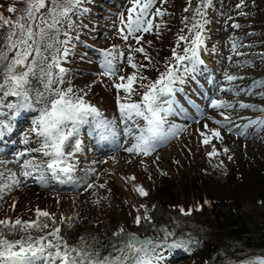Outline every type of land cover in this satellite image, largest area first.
Returning a JSON list of instances; mask_svg holds the SVG:
<instances>
[{
    "label": "rangeland",
    "instance_id": "rangeland-1",
    "mask_svg": "<svg viewBox=\"0 0 264 264\" xmlns=\"http://www.w3.org/2000/svg\"><path fill=\"white\" fill-rule=\"evenodd\" d=\"M10 6L15 7L14 13L8 12ZM26 7L25 0H0V13L12 20L23 15ZM130 7V0H83L79 8L70 14L73 26L69 28L68 22L65 21L59 26L58 34L52 32L53 36L58 35L60 41L66 39L64 32H68L71 38L68 45L53 41L55 47L51 48L48 54L44 52L48 60L40 67L45 68L47 72V64L57 54L56 49H70L67 58L61 60V66L67 70L63 75V83L53 84V90L68 87L83 90L80 94L86 93L85 100L100 109L107 120L114 121L115 131L117 132L119 127L124 131L122 125L136 123L139 128L143 127L145 122L142 119L125 121L121 117L117 106V89L113 86L121 83L120 76L127 77L136 73L137 92L131 96V101H139L145 91L139 85L155 81L166 71L167 65L174 63L173 48L182 54V49L188 46L186 42H179L178 46V37L190 36L189 29L197 21L203 24L204 45L199 52L202 63L190 64V71L183 76V82L177 81L173 93L165 97L170 100L172 109L167 115L165 130L173 125L182 130H179L175 137L157 146L147 159H99L97 154L105 139L91 126H82L79 134L82 141L81 151L71 156L73 161L69 162L75 165V170L89 172L90 183L99 190L101 197L100 203H94L96 201L93 197L87 200H93L90 205L93 214L88 213V221L95 226L92 231L74 240L73 248L92 253V260L97 258L96 253H99L100 259L112 258L119 255L117 249L122 248L128 242L130 234L134 233L138 237L151 238V247H155V255L160 257L154 264H217L215 254L205 253L204 249L200 250L192 243L191 231L185 221L176 217L173 206H166L157 198V184L167 179L172 180L174 186L178 187L177 181L183 175H186L189 181L192 176H197L202 182L200 191L204 200L203 208L197 212H203L205 215V219L199 221L205 222V229H209L211 217L208 215L216 200L227 203L232 200L245 202L247 211L257 216V203L248 199L258 192L254 187L257 183L256 177L261 175L264 179V124L258 123L264 121V111H261L264 109V0H210L207 6L202 4V0H156L150 11L154 13L156 8H161L166 13L153 20L154 24L162 25L159 35L155 29L151 33H140L138 35H142L143 39L139 44L132 37L125 41L118 31L122 27L120 14L123 13L126 17ZM186 8L188 11H185ZM85 9L87 11H84ZM197 9L203 13L202 16L197 15ZM2 29L6 34L8 29ZM233 44L236 45L235 49ZM137 47L145 49L151 63L145 59L144 54L132 51ZM113 49L117 54L116 75H103L102 51ZM119 53L124 55L120 56ZM129 55L133 56V62L137 64L136 69L128 64ZM140 65L145 67H139ZM40 67L36 70L39 71ZM51 71L53 79H56L58 68L53 67ZM141 76L147 79L141 81ZM227 76L237 79L228 81ZM46 84L47 80L43 82L41 93L44 95L31 98L30 107H21L24 103L21 97L0 92V122L7 126L4 134L0 135V173L12 165L22 171V165L26 161H36L37 156L41 154L35 151L40 147V137L33 128L45 103L51 99ZM125 95L123 90H120L119 96L123 98ZM213 100L230 104L232 107H212ZM121 102L130 101L121 99ZM241 104L252 107L242 108ZM118 120L122 125L116 124ZM215 121L221 123L217 124ZM250 121L254 123L244 129L243 126L248 125ZM204 125L208 128L205 129ZM211 129L218 130L222 139L213 136L211 143L205 145L202 143L204 136L201 133L211 136ZM242 131L246 134L240 135ZM106 140L105 147L107 150L111 148L108 150L111 153L114 146L110 140ZM122 141L119 140L118 143L126 144L125 140ZM213 146L219 154L209 157L208 153L212 152ZM224 149L228 151L225 152ZM67 150L71 151V148ZM84 160L86 162H83ZM99 160H104V163L97 165ZM83 163L85 165L80 166ZM231 173L234 174L235 181L238 180V183L234 182V190L227 181ZM36 177L34 174L30 176L29 185L39 183ZM130 177L135 179H129ZM242 178L243 181H239ZM65 182L74 185L72 181L65 179ZM65 182H52L59 186L50 187L51 189L44 191L46 193L37 196L22 197L17 196V191L11 193L5 190L2 199L3 204L8 205L6 210H11L16 201H21V212L11 217L9 212L1 209L4 205L0 199V220L15 221L19 218L22 221H31L39 208L51 213L55 220L53 223L48 219L49 227L43 229V235H46L61 226L62 220L67 219L69 213L70 217H77L82 202L76 200L78 207L67 211L66 204L71 200L68 197L75 193L63 188L67 187ZM22 183L13 185L11 189L21 187ZM137 186H142L148 194L141 196L136 190ZM174 194H178V204L193 205V210L197 209L190 195L184 198L179 196L178 191ZM88 202H84V206L89 209ZM95 204H99L97 209ZM63 207L66 209L63 210ZM153 209H156L157 215H152L151 220L156 225H163V232L133 228L129 232L115 234L124 227V223H135L137 215L143 217ZM3 212L8 214L3 217ZM68 230L72 232V227ZM28 231H21L17 226L15 234L3 233V238L9 241L25 240ZM48 239L52 240L49 236ZM173 244H184L189 250L173 248ZM63 250L61 247V251ZM76 255V252L71 253L73 257ZM261 261H264V254H254L245 255L234 264H260ZM54 264H61V260L56 259ZM84 264L88 262L85 261Z\"/></svg>",
    "mask_w": 264,
    "mask_h": 264
},
{
    "label": "snow or ice",
    "instance_id": "snow-or-ice-1",
    "mask_svg": "<svg viewBox=\"0 0 264 264\" xmlns=\"http://www.w3.org/2000/svg\"><path fill=\"white\" fill-rule=\"evenodd\" d=\"M26 9L24 14L12 20L5 17L0 13V28H7L8 31L3 35V46H0V92L5 95H12L21 97L24 103L21 107H30V83L31 77L35 76L36 69L43 65L48 57L44 52L48 49L54 48L55 43L60 45H68L71 38L68 32H64L65 40L60 41L57 36L51 35L52 32L59 33V26L65 21L68 22L69 28L73 26L70 14L75 9L79 8L83 0H25ZM156 0H130L131 7L127 10V16L123 13L120 14V23L122 27L118 29L121 37L127 41L129 37L136 40L137 44L143 39L140 33H151L154 29L159 35L161 24H154L155 17H162L166 13L161 8H156L155 12H151ZM166 2V0H163ZM210 0H202V4L207 6ZM16 11L14 6L8 8L9 13ZM84 11H87L85 9ZM185 11H188L186 8ZM197 15H203L197 9ZM152 17V18H149ZM207 23V21H204ZM43 25V26H42ZM239 27V25H233ZM190 36L180 35L179 42H186L187 47L182 49V54L178 53L176 48H173L172 57L174 63L166 66V71L161 73L159 77L148 84H140L145 91L141 95L139 101H131V96L137 92V75L133 73L127 77L120 76L121 83H116L113 86L117 89V106L121 117L125 120L142 119L145 124L143 127L138 128V134L133 135L130 128L125 129V135H132L134 143L125 148L128 153H136L142 155H150L157 146L175 137L179 130L177 126L173 125L165 130L167 124V115L172 111L170 100L165 97L170 96L174 91V85L177 81L183 82V76L190 71L189 65L202 63L199 59V52L204 45L203 24L199 21L193 23L189 29ZM78 39V37H77ZM151 43V41H149ZM236 45L233 44L235 49ZM115 49V46H114ZM113 50H103L102 68L104 69L103 75L114 76L116 75L117 68L115 61L117 54ZM132 51L142 53L145 59L151 63L143 47H137ZM12 55H9V54ZM56 55L52 57L51 62L47 64L48 71L45 72L40 67L41 76L47 77L46 89L50 91L51 99L45 103L44 108L40 112L38 120L35 121L33 131L40 137V147L35 151L40 152L47 159L45 161L36 162L34 159L26 161L22 165L21 175L30 177L33 172L39 173L36 177L38 182L43 186L47 185L48 177L45 175V170L50 173L51 179L61 183L72 181V173L75 171V165L69 162L68 158L73 156L76 152L81 151L82 141L79 139V134L82 126L89 125L92 129L98 131L102 139L108 137L115 138L117 133L114 129V121L107 120L100 109L92 105L84 96L86 93L80 94L83 90H74L72 87L67 89H52L53 84L63 83V75L67 70L61 66V60L66 59L70 54L68 47L56 49ZM123 56L124 53H119ZM128 64L136 69L138 66L133 62V56L129 55L127 58ZM58 68L56 79H53L51 69ZM139 67H145L140 65ZM146 77H139V80H145ZM237 79L234 76H227L228 81ZM120 90L126 94L125 97L119 96ZM38 97H42L43 93H38ZM121 99H127L130 102L122 103ZM212 107L230 108L232 105L226 104L221 101L213 100ZM11 107V105L9 106ZM240 107H252L251 105L241 104ZM264 111V109H261ZM225 119H228L225 117ZM220 124L221 121H215ZM252 123L244 125L243 128L247 129ZM258 123L264 124V121ZM6 125L0 122V135L4 134ZM205 129L208 128L204 125ZM211 136L202 132L204 136L202 143L207 145L211 143L212 137L222 139L220 132L216 129L209 130ZM246 132L242 131L240 135H245ZM71 148V151L67 149ZM227 152V149H224ZM215 146L212 152L208 153L209 157L218 155ZM231 159V157H229ZM63 177V178H62ZM0 179H7L10 183L0 184V193L5 190H11L13 185L18 186L21 182L16 178V173L11 172L6 178L4 173H0ZM129 179H135L130 177ZM92 185L89 184L88 187ZM102 187V185H101ZM136 190L141 196H146L148 193L142 186H137ZM0 195V199H2ZM207 203V201H206ZM15 208V204L12 205ZM200 210L199 207L196 209ZM180 211L185 215L191 214V209L185 211L183 208ZM36 220L22 221L17 218L15 221L9 219L0 220V226L16 230L19 226L21 231L27 232L29 229L43 231L49 225L40 220V217L51 219L53 223L55 220L51 213L36 209ZM147 220L151 223V217L146 213L143 217L137 215L135 217V224L140 226L141 221ZM124 232L121 227L116 235ZM60 229L57 227L46 235L33 238L28 235L25 240L9 241L3 238V233H0V264H35L38 260L46 261V264H54L56 259L61 260V264H154V261L160 259L155 255V247L152 245L151 240L139 241L135 234H130L128 242L122 247L117 249L119 255L109 258H99V253H96V259L92 260L90 257L92 253L84 252L82 249L78 250L70 248L66 242H63V251H61V241L63 238L59 235ZM48 236L54 238L49 240ZM173 248H185L184 244H173ZM56 249L55 253L48 251V249ZM72 252H76V257L71 256ZM79 257V259H77ZM260 264H264L261 261Z\"/></svg>",
    "mask_w": 264,
    "mask_h": 264
},
{
    "label": "trees",
    "instance_id": "trees-1",
    "mask_svg": "<svg viewBox=\"0 0 264 264\" xmlns=\"http://www.w3.org/2000/svg\"><path fill=\"white\" fill-rule=\"evenodd\" d=\"M185 1V0H182ZM193 1V0H190ZM195 1V0H194ZM263 2V1H262ZM4 29L0 28V38L3 37ZM51 35H53L51 33ZM0 46H3V40L0 39ZM51 49L45 51L50 53ZM44 71L46 72L45 68ZM36 75L31 77L30 98L43 91V82L47 77L41 76L40 70H36ZM235 176L231 173L228 176V182L235 189ZM191 181L186 175H183L178 181V187L174 186L172 180L163 179L157 184V198L166 206H173L176 210V217L185 221L192 234V243L203 250V252H212L215 254L217 264H234L239 258L245 255L264 254V179L261 175L256 177L257 193L248 200L255 201L258 207L257 216L248 212L244 203L232 200L231 202L215 201L210 209V226L205 229V222H199L205 217L203 212L198 214L193 210V205L178 204L179 196L187 198L191 196L196 208H203V196L201 194V180L197 176H192ZM239 181H243L239 180ZM261 181V182H260ZM254 182V183H255ZM184 195V196H183ZM247 201V200H245ZM210 204V203H209ZM185 211L191 209L190 215L183 214L180 209ZM197 214V215H196ZM205 219V218H204ZM192 222V223H191ZM204 229V230H203ZM206 230V231H205ZM193 246V247H195ZM151 247V245H150Z\"/></svg>",
    "mask_w": 264,
    "mask_h": 264
},
{
    "label": "bare ground",
    "instance_id": "bare-ground-1",
    "mask_svg": "<svg viewBox=\"0 0 264 264\" xmlns=\"http://www.w3.org/2000/svg\"><path fill=\"white\" fill-rule=\"evenodd\" d=\"M118 123L120 125H122L119 120L117 121L116 124H118ZM135 124L134 123L133 124H130L129 123L128 125H125V126L122 125V126L124 127V129L130 128L132 130L133 135H135L136 132L138 131V126H136ZM117 129H118V131L116 132L117 133V136L115 137V141H113V138L112 137H108L107 138L113 144L114 150H112V152L110 153L108 150H110L111 148L108 149V150L106 149L105 143H106L107 140L105 139V140H103L104 142H103V144L101 145V147L99 149V154H97V157L99 159L102 158V157L103 158L109 157L110 161H113L114 159L120 160L122 158L124 159V158H127V157H132L134 159H139V160H142V159L145 160V159H147V156H149V155L145 156V155H142V154H136V153H128V152H126L124 149L127 148V147H130L135 141H134L132 135H125V130L123 131V128L121 129L119 127ZM119 140H123L122 142H124V140H125L126 141V144H124V143H118ZM116 143H117V145H116ZM103 153L104 154H110V155H104ZM46 159L47 158L44 157L42 154H39L37 156V158H36V162L45 161ZM68 160L69 161H73L72 157H69ZM83 162H86V160H84ZM101 162L104 163V160H99V163L97 165H99ZM82 165H85V164L84 163L83 164H80V166H82ZM97 165H96V167H98ZM10 172H15L16 173V178L21 183L24 181L21 184V187H16V188H13L11 190H8V191H11V193H15L17 191V194H18L17 196H22V197L33 196V195L34 196H37L38 194L46 193L44 191H48L50 187H56V186L58 187L59 186L56 183L52 184V182H55L56 180L51 179L50 173H47L46 170H45V175L48 177V182H47V185L46 186H43L40 182L38 184L29 185L31 183L30 182L31 181V178L30 177H24V176H22L21 175V172H22L21 169L16 168V166H13V165L12 166H9L7 169H5V172H3L4 173V177L6 178L8 176L7 173H10ZM33 174L34 175H37V176L39 175V173H37V172H33ZM71 175H72V182H74V185L71 186L70 185V182L69 183H66V182L64 183L67 187H63V185H62L63 188H67L65 190L71 191V193H75L74 195H70L68 197V198H71V200L68 202V204H66V208H68L67 211H71V210H73L74 207L75 208L78 207V206H76V200L77 201H81L82 203H81V207L79 206L77 217H75V216L70 217L69 216L70 213H69L66 216L67 219H63L62 220V223H61V226H59L58 228L60 229L59 235L63 238V241L60 242L61 243V247H63V242H66L67 245L70 248H73L74 247L73 245L75 244L73 241L76 240L77 238L78 239L81 238L82 235H84L85 233H88V232L92 231V229H94V226H95V225L90 224V221H88L89 218H90L89 215H88V213L93 214V212L91 211V209H93V208H91V206H90L92 204L93 200H92V202H88L87 200L89 198L91 199L93 197V199H95V201H96L94 203H97V202H99V198L101 197V195H100L99 190L96 187H94L93 184H92L91 187H88V185L91 184L90 183V177L91 176L89 175V172L88 171L75 170ZM26 179H27V181H25ZM3 183H9V180H7V179H0V184H3ZM81 190H83V191L81 192ZM74 191H77V192H74ZM0 195L3 196V193H0ZM1 201H2L1 204H3V199ZM84 202H88L89 203V209L84 206ZM21 203H22L21 201H16L15 208L12 207V209L9 210V211L6 210V208L8 207V205H5V204H3L4 207H2L1 209L3 210V208H4V210H6L7 212H9V214H10L11 217L12 216H15V215L17 216L18 213L21 212V207H20ZM94 206L97 209L99 207V204H95ZM66 208L63 207V210H65ZM62 211H61V213H62ZM7 214L8 213L3 212V217L6 216ZM146 214L149 217H151L152 215H157L156 209H153V210L147 212ZM36 219H37V217L35 216L31 221L36 220ZM40 220L42 222H45V223L48 222V218H45V217H40ZM157 220H159V219H157ZM163 221H165V220H163ZM158 224H159V222H158ZM69 227H72V232H70L68 230ZM123 228H124V231H128V232L131 229H133V228H134V230L135 229H146V230H149V231L152 230V231H156V232H163L165 230V228H164L163 225H160L159 226V225L154 224L153 221L151 223H149L147 220H143V219L141 221L140 226H137L135 223H124V227ZM0 232L1 233H5V234H15L14 233L15 230H10L9 228H5L3 226H0ZM29 234L32 235L33 238H36V237L42 236L43 235V231H37L35 229H29L27 236ZM49 237L52 238V240L54 242H57V241L54 240L53 237H51V236H49ZM48 250H50L52 253H55V251H56V249H54V248L53 249H48ZM36 262L37 263H41V264L46 263V261H44V260H42V261L41 260H38Z\"/></svg>",
    "mask_w": 264,
    "mask_h": 264
},
{
    "label": "water",
    "instance_id": "water-1",
    "mask_svg": "<svg viewBox=\"0 0 264 264\" xmlns=\"http://www.w3.org/2000/svg\"><path fill=\"white\" fill-rule=\"evenodd\" d=\"M136 238H137L139 241H141V242L146 241V240H151V238H149V237H138V236H136Z\"/></svg>",
    "mask_w": 264,
    "mask_h": 264
}]
</instances>
